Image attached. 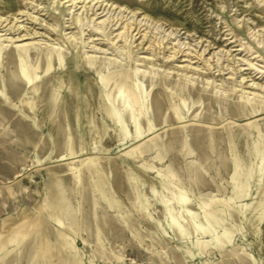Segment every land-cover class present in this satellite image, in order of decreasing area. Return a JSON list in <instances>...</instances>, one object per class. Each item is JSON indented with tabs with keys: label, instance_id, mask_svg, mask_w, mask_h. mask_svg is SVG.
I'll return each mask as SVG.
<instances>
[{
	"label": "rangeland",
	"instance_id": "rangeland-1",
	"mask_svg": "<svg viewBox=\"0 0 264 264\" xmlns=\"http://www.w3.org/2000/svg\"><path fill=\"white\" fill-rule=\"evenodd\" d=\"M0 264H264V0H0Z\"/></svg>",
	"mask_w": 264,
	"mask_h": 264
},
{
	"label": "bare ground",
	"instance_id": "bare-ground-1",
	"mask_svg": "<svg viewBox=\"0 0 264 264\" xmlns=\"http://www.w3.org/2000/svg\"><path fill=\"white\" fill-rule=\"evenodd\" d=\"M112 6V5H111ZM101 8V7H100ZM106 8L104 7V10H105ZM7 25V24H6ZM129 25H130V28H132L133 26V22H129ZM11 27V26H10ZM135 29H138L139 31L137 32V33H140V28L136 25V27H135ZM117 30V29H116ZM124 32V31H123ZM112 33H113V31H112ZM122 34H124V33H122ZM122 34H118L117 36H122ZM19 38V37H18ZM143 38H144V36H143ZM96 40L97 39H94L92 42H96ZM219 42V41H218ZM210 44V43H209ZM217 44V43H216ZM27 46V45H26ZM93 48H94V50H93V52L94 53H98V52H100V53H106L107 52V50H105V49H103V48H101V47H97V44H94L93 46H92ZM173 49V48H172ZM208 49V47L206 46V49L205 50H203L201 53H196V51H195V53L197 54V55H200V57H202L203 55H205V51ZM191 51V50H190ZM193 51V50H192ZM191 51V52H192ZM198 51V50H197ZM191 52H187V50H185L183 47H181V46H179V49H177L176 48V50H174V52H173V54L172 55H170L169 57H171L170 59L171 60H175V59H178V58H181V61L182 62H185V61H188V64H185V65H180V66H174V68H176V69H178V70H182V71H185V72H192V73H199L201 70H202V68L200 67V64H198L197 66H194L193 65V63L194 62H197V61H193V58H197L196 56L195 57H192V55H191ZM147 58V57H146ZM145 58V59H146ZM147 60V59H146ZM149 60V59H148ZM207 61H209V60H207ZM224 70V69H223ZM243 79H245V78H243ZM254 84H256V83H254ZM254 84H252L251 86H253ZM255 88V87H254ZM262 88V87H261Z\"/></svg>",
	"mask_w": 264,
	"mask_h": 264
}]
</instances>
